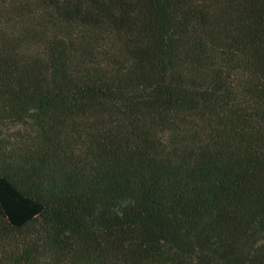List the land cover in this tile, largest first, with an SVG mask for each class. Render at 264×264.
I'll use <instances>...</instances> for the list:
<instances>
[{"label": "trees", "instance_id": "1", "mask_svg": "<svg viewBox=\"0 0 264 264\" xmlns=\"http://www.w3.org/2000/svg\"><path fill=\"white\" fill-rule=\"evenodd\" d=\"M0 264H264V0H0Z\"/></svg>", "mask_w": 264, "mask_h": 264}, {"label": "rangeland", "instance_id": "2", "mask_svg": "<svg viewBox=\"0 0 264 264\" xmlns=\"http://www.w3.org/2000/svg\"><path fill=\"white\" fill-rule=\"evenodd\" d=\"M16 128H20V126L13 127L10 131L15 130Z\"/></svg>", "mask_w": 264, "mask_h": 264}]
</instances>
